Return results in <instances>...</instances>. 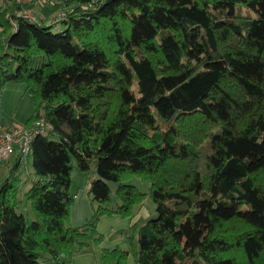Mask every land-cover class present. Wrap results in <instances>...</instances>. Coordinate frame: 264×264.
Here are the masks:
<instances>
[{
	"label": "trees",
	"instance_id": "obj_1",
	"mask_svg": "<svg viewBox=\"0 0 264 264\" xmlns=\"http://www.w3.org/2000/svg\"><path fill=\"white\" fill-rule=\"evenodd\" d=\"M58 2L45 23L0 0V88L26 83L25 126H49L31 142L32 177L16 157L0 182V264H69L102 240L101 215L132 216L134 175L156 212L135 264H264V0ZM72 158L93 166L99 206L65 227Z\"/></svg>",
	"mask_w": 264,
	"mask_h": 264
},
{
	"label": "rangeland",
	"instance_id": "obj_2",
	"mask_svg": "<svg viewBox=\"0 0 264 264\" xmlns=\"http://www.w3.org/2000/svg\"><path fill=\"white\" fill-rule=\"evenodd\" d=\"M56 2H58V0ZM61 27L62 25L58 24L53 30L59 31ZM29 89L27 84L23 82H7L0 88V125L24 124V122L27 121L34 110V103ZM25 102L27 103L26 107H24ZM14 161L15 158L13 157L5 161H0V182L4 180L8 173L7 170ZM71 164L73 168L70 172L69 192L74 197L72 203L69 205L68 215L63 220L65 227H77L82 225L93 216L99 206L96 201L92 200V196L89 192L90 182L92 180L91 171L94 169L93 166L90 172L83 173L77 169L73 158L71 159ZM20 172L22 179L25 177L28 179L30 174L32 177L30 154L23 160ZM126 182L134 185L137 189L145 193L142 202L135 206L132 216L123 217L118 214L101 215L96 223V229L102 235V240L98 244H92L78 252H74L68 261L69 264L74 255L84 256L82 264H102L100 257L104 249L110 251L113 249L128 251L126 264H135L134 255L138 249L137 228L147 220L154 218L156 212L155 205L149 195V183L135 175L130 177ZM109 185L113 201L105 206L110 207L117 200L114 193L117 184L110 183ZM20 205L22 204L20 203ZM76 264L81 263L76 262Z\"/></svg>",
	"mask_w": 264,
	"mask_h": 264
},
{
	"label": "built area",
	"instance_id": "obj_3",
	"mask_svg": "<svg viewBox=\"0 0 264 264\" xmlns=\"http://www.w3.org/2000/svg\"><path fill=\"white\" fill-rule=\"evenodd\" d=\"M15 5L13 13L19 17L34 21L36 16L31 6L50 4L57 0H11ZM14 25V22H12ZM49 126L42 120L36 121L27 128L17 124L0 125V161H5L11 156L25 159L31 152V142L35 136L45 134Z\"/></svg>",
	"mask_w": 264,
	"mask_h": 264
},
{
	"label": "crops",
	"instance_id": "obj_4",
	"mask_svg": "<svg viewBox=\"0 0 264 264\" xmlns=\"http://www.w3.org/2000/svg\"><path fill=\"white\" fill-rule=\"evenodd\" d=\"M56 4H57V6H56ZM12 10H13V5H12ZM33 11H34V13H35V15H36V17L38 19L44 21L45 23H50L55 16H59L60 15V13H61V4L59 2H56L53 5H50V4L37 5V6H34ZM26 105H27V103L25 102L24 107H26ZM25 123L26 122H24V124L21 123V124H17V125H25ZM12 157L15 158L14 156H11L10 158H12ZM83 257L84 256H81V255H74L72 257V261H73L74 264H76V262L82 264ZM100 260H101V257H100ZM72 261L70 262V264H73ZM85 262H86V260H85ZM101 263L104 264L102 262V260H101Z\"/></svg>",
	"mask_w": 264,
	"mask_h": 264
}]
</instances>
